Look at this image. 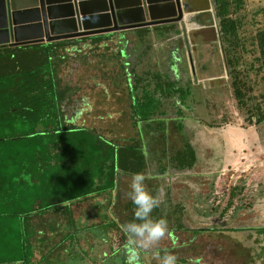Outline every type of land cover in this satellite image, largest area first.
<instances>
[{
  "label": "trees",
  "instance_id": "trees-1",
  "mask_svg": "<svg viewBox=\"0 0 264 264\" xmlns=\"http://www.w3.org/2000/svg\"><path fill=\"white\" fill-rule=\"evenodd\" d=\"M212 1L220 29L221 52L229 74L227 86L222 85L224 88L219 89L224 93L218 95H223L225 101H228V91L235 95L238 105L236 109L245 117L248 128L259 127L264 124V10L250 9L251 3L248 0ZM246 14L250 17L252 31L245 39L242 31L246 28ZM134 31L141 46L129 52L127 68L121 63L118 65L127 84L129 124L135 132L138 131L134 138H128L124 144H121L119 138L110 139L106 133L99 134V128L64 123L57 87L58 77L53 72L54 66L48 61L50 53L54 54L57 51L54 48L59 44H48V47L31 44L0 49L2 60H9L14 55L12 60L3 63V69L0 66V80L7 79L10 82L7 87L0 88V95H3L0 98V217H24L32 221L50 212L63 216L65 228L61 241L67 242L64 248H72L75 245L81 246L77 234L82 229L77 224L79 218L74 217L73 207L101 198L104 209L101 220L89 228L97 234L99 247L90 244L91 249L82 253V260L83 256H89V260L92 256H100L102 260L107 259L109 264H127L128 249L132 246L139 256L138 264H143V250L129 243L130 236L123 227L133 219L134 205L127 194L125 197L118 193L120 177L143 172L147 178V159L150 153L145 147L147 139L157 137L156 134L161 135L168 121L184 133L185 129H189L191 119L196 118L198 121L199 117L191 116V112L196 113L198 105L203 101L200 94L203 91L196 89L202 84L195 86L193 83L186 47L181 43L180 29L175 24H166ZM80 40L82 43L77 41L64 44L65 48L76 47L78 50L85 42L102 44L111 39L109 35H97ZM17 48L27 51L19 55L15 52ZM114 53V57L121 62L123 59L116 51ZM16 57L23 61L15 60ZM44 63L49 67L47 73L42 67H34ZM64 93L61 92V98ZM226 116L227 113L223 111L221 119L226 120ZM220 122L216 126L218 129L203 123L205 135L223 128L226 130L222 134L227 136L228 125L222 126ZM2 124L10 125L13 129L15 126L25 128L29 125L31 128L29 131L26 128L27 132L24 128L21 132L12 130V134L7 135L4 134ZM39 126L43 130L39 131ZM67 133L80 138L88 137V140L82 143L77 141L74 147H70L69 142L63 140ZM37 136L50 137L49 144L42 147L43 141L33 139ZM216 140L224 145V141ZM81 146L85 149H81ZM90 147H93L92 151H88ZM180 157L183 160L176 162L184 169H190L196 162L189 147ZM9 166L16 168L17 175L4 176ZM224 166L222 162L217 169H203L205 173L211 174L203 177L209 187L203 200L199 199L201 206L198 208L180 197V194L175 197L171 187H167L164 193L162 178L166 172L161 168L157 173L161 177L158 189L153 188L150 192L157 197L158 204L151 216L166 219V233L174 244L181 241L178 235L184 232L197 237L206 233L254 230L264 239V203L258 199L263 197L264 186L250 188L242 180L231 188L229 194L218 196L219 170ZM119 197L120 206L116 202ZM7 206L13 210L7 211ZM119 208L121 210L116 211ZM243 215L251 216V226H238L241 223L239 221L243 220L239 218ZM243 221L248 224L245 219ZM116 231L120 233L114 239L112 233ZM120 241L123 244L117 248L116 243ZM49 251L50 254L54 252L53 247ZM29 258L21 261L25 263ZM258 258L264 262V246ZM184 259H181L182 262ZM2 263L16 264L17 261Z\"/></svg>",
  "mask_w": 264,
  "mask_h": 264
},
{
  "label": "rangeland",
  "instance_id": "rangeland-1",
  "mask_svg": "<svg viewBox=\"0 0 264 264\" xmlns=\"http://www.w3.org/2000/svg\"><path fill=\"white\" fill-rule=\"evenodd\" d=\"M248 1L251 3V5H249L250 9L264 10V0ZM246 18V30L243 29L242 31V36L245 39L251 35L252 31L249 15L246 14ZM215 19L216 23L213 25L214 27L210 29L201 28L194 31L191 30L187 33L189 41L188 46H190V43L192 42L193 45L195 44L194 50L196 49V51L200 53V55H197L198 60L195 62V72L194 75H192V79L194 83L196 78L201 79L204 75H216L221 74L222 72V78H225V80H218L217 83L220 86H213L215 87L214 89L211 88L212 82L210 83L207 80V82L202 83L200 87L196 88L199 89V91H203L200 93L203 101L198 105L199 107L197 108L198 110H196V113L191 112V116L197 115L199 117L198 121L196 118L191 119V121L189 120L190 123L188 126L195 129H201V125L204 126V124H208L213 125L215 126L213 128L218 129L216 126H219L221 124L220 121H222V126L228 125V129L236 128L239 133H243V135L240 136L246 144L247 151L252 155L251 164L255 166L248 172H236L238 167L234 164H228L232 155L236 154L231 145L228 163L226 159L225 166L219 170L220 176L219 182L217 183L218 189L216 194L222 197L223 195L225 196L229 194L231 188L239 184L242 180H245L244 184L250 188L253 187L258 189L259 187L264 186V164L261 165L264 157V124L256 128L250 127L249 129L245 122V117L236 109L238 108V105L236 101L237 98L234 97L235 95L233 96L228 91V101H225L223 95H218L224 93L223 90L219 91V89L224 88L221 87L222 85L227 86L229 74L221 52L222 42L219 41L220 29L218 21L217 18ZM194 32H198V34L193 35ZM201 32H203V34H200ZM112 46L114 47V49H112L114 53L116 47L115 45ZM191 48L192 47H190V50ZM91 52H93V50L87 48L84 49L83 47L80 52V60L75 63L71 62L67 66H59L60 83H63L65 88L67 87L66 83L69 82L68 79H70V82H72L73 85L77 84L76 89H73L77 94L71 97L73 102L66 103V116L69 118L70 114L77 113L80 115V118L74 121L75 124L103 128L104 131H113L116 133V136H118L119 131H128L131 128L129 126V109L126 97L123 93L116 96H107L104 88H101L99 85H116L117 82L115 81H120L121 71L118 65L121 62H119V59H116V57L109 56L107 59L105 51L99 52V56L101 53L103 54L100 59L97 57V54ZM186 56L188 58L187 49ZM126 59H130V57H127L124 60L126 62H124L125 65H128L129 63ZM221 66H223L225 70H222ZM34 67L44 68L45 73L49 70L46 63ZM190 72H192V69ZM67 77L69 78L67 79ZM7 78L9 80V77ZM112 81L115 83H111ZM9 84L10 82L7 81V79L0 80V88H5ZM110 89L112 88H109L108 91H110ZM231 89L233 91V88ZM64 91L65 93L63 96L66 98L71 95V88L70 93H68L69 88H66ZM195 92L198 91L195 90ZM198 94L199 93H196V95ZM1 96L3 95H0V98ZM23 97H25V94ZM66 98L63 97L65 100ZM74 110H76L75 113ZM223 111L227 113V116L225 117L226 120H224V118L221 119ZM2 125L4 128V134L7 135L12 134V130L20 131L24 128L15 126V129H13L10 125V127L4 124ZM26 128H28L29 131L31 126L29 125L24 128V131L27 132ZM38 130H43V127L39 126ZM225 130L226 129L223 128L220 130H212V133L214 135H216V133L222 134ZM204 133L206 134V132L202 130V134ZM67 134L68 135H64L63 140L69 142L70 147H74L75 142L77 141L82 143L88 140V137L80 138V136L71 133ZM205 134L204 136H198V138L202 137L204 140L203 145L205 150L203 149V156L205 157V151L208 150L209 147L211 148L212 154L215 153L214 156L216 154L221 155L223 153V147L225 148V146H222L221 142H215L213 139L214 136L211 137L212 134ZM231 134H236V131L231 130L230 136H232ZM227 136L229 138L228 133ZM33 139L36 141H43L42 147H44L46 144H49L50 137L37 136ZM90 143L92 145L91 141ZM80 148L85 149L83 146ZM92 148L93 147H90L88 151H92ZM224 171H226L225 174H223ZM12 174L17 175L16 168L13 166L7 167L4 176H12ZM128 185L129 180L126 181L123 186L122 183H120L118 193L126 197L129 189ZM208 187L209 186L207 185L206 193ZM120 198L121 197L116 200V202L119 203L118 206H120ZM258 199L264 203V189L263 197ZM102 202L103 200L100 198L98 200L83 202L73 207L74 217L76 219L79 218L77 224L79 223L81 226L80 228L82 229L80 233L77 234V237L81 240V246L75 245L72 248H64L63 245L67 244V242L61 241L62 231L65 228V220L63 216L50 212L43 217H36L35 221L34 218L32 221H27L24 217H0V262L17 261V263H20L21 260H26L30 257L25 264H109L110 262L107 259L102 260L100 256H92L90 260L89 256L88 258L83 256V260L81 259L82 253L85 250L88 251V248L91 249L90 244H95V247H99V243L96 240L97 234L94 233V231H90L89 228L93 223L100 222L101 214L104 212V209L102 208L103 206L101 205ZM7 207V211L13 210L10 206ZM0 210H2V208H0ZM120 210L121 209L119 208L116 211ZM262 211L264 210L262 209ZM239 219H245L246 222L248 221V224H244V221L240 220L239 222L241 223L238 226H251V223H249L251 216L243 215ZM33 221L35 222L36 227L34 226ZM36 228L42 232L37 231ZM232 232L233 231H223V234L219 232L206 233L197 237H194L191 233L184 232L178 235V238H180L181 241L175 244L166 233L160 241L149 247H140L141 250H143V264H161L160 258L163 256L165 250L176 256V264H264L263 259H259L260 257L258 258L264 246V239H262V236L259 237L258 233L254 230L241 233ZM119 233L120 232L117 231L113 232L112 237L117 239ZM42 238H45V241H42ZM34 241H37L35 245L36 248L34 246ZM182 243L184 244L182 245ZM122 244L123 243L120 241L119 243H116V247L118 248ZM51 247H53L54 252L50 254L49 250ZM95 247L94 249H96ZM131 248L133 247L131 246ZM182 258H185L184 262H182Z\"/></svg>",
  "mask_w": 264,
  "mask_h": 264
},
{
  "label": "water",
  "instance_id": "water-1",
  "mask_svg": "<svg viewBox=\"0 0 264 264\" xmlns=\"http://www.w3.org/2000/svg\"><path fill=\"white\" fill-rule=\"evenodd\" d=\"M211 11L212 0H0V48L109 35L125 59L132 31L166 24L185 31L189 16Z\"/></svg>",
  "mask_w": 264,
  "mask_h": 264
},
{
  "label": "crops",
  "instance_id": "crops-1",
  "mask_svg": "<svg viewBox=\"0 0 264 264\" xmlns=\"http://www.w3.org/2000/svg\"><path fill=\"white\" fill-rule=\"evenodd\" d=\"M216 16H215V12L211 11V12H205V13H200V14H196V15H191L189 16L190 21H188L187 25H186V29L185 31H182L179 28V25L175 24V26L177 28L180 29V33H181V43L186 47L185 44V40H184V34H187L188 31L191 30H197V29H201V28H205V29H210L212 27H214L213 25L215 24L216 21ZM214 20V21H213ZM136 31H132L130 38H131V42L129 44V50H128V55L129 52H133L135 47H139L140 42L137 40L136 38ZM198 32H194L193 35H197ZM200 34H203V32H201ZM187 40H188V34H187ZM78 41V43H82V41L80 39H72V40H63V41H57V42H52V43H57L59 45L58 48H55L57 51L53 52L54 54L50 53V59L48 58V61L51 62L52 66H54V70L53 72L55 73L57 80L59 82L58 84V90H59V97H60V102H61V111H62V117H63V121L64 123H66L67 125H77L75 124V120L80 118L79 114H70L69 118L66 116L67 111H66V103H70L73 102V100H71L72 96H75L77 93L74 91L77 87V84H72V82H70V79H68L69 77H67V79L69 80V82L66 83L67 87L69 88V92L70 93V88H71V95L69 97H65L62 96V98H66L62 99L61 98V92H63L66 88L63 85V83H60V77H59V66H63V65H69L71 62L75 63L78 60H80V52L82 51L83 47L84 49L87 48L89 50H93V52L91 53H95V54H99V52L105 51V55L106 58L108 59L109 56L114 57V53L113 50L110 48L114 45L113 43H110V41H107L106 43H96V42H85L84 44H82V46L79 48L78 50L76 47H66L65 45L67 43V45H69L70 42L72 43H76ZM189 42V41H188ZM52 43H36V44H43L45 47H48V44H52ZM213 43V42H211ZM190 47L191 48V56L193 59V63H194V69H195V62H197L198 58L197 55H200L199 52L196 51V49L194 50L195 44L193 45V43H190ZM61 46V47H59ZM208 46V45H207ZM9 48V47H6ZM6 48H0V49H6ZM40 50H42L41 48H38ZM114 49V48H113ZM22 49L18 48L15 50L16 53H20L24 54L25 51H21ZM53 51V50H52ZM112 51V52H111ZM5 52V51H4ZM117 52V51H116ZM43 53V52H42ZM40 54V53H39ZM90 54V53H89ZM17 55V54H16ZM103 56V54L101 53L100 56L98 55L97 57H99V59ZM0 57H2V55H0ZM14 57V55H12V57L9 58V60H12ZM84 57V55H83ZM129 57V56H128ZM112 59V58H111ZM8 59L4 58L3 60L0 59V66L2 65V69L4 68L3 63H7L9 62ZM15 60H19V61H23L20 58H15ZM125 59L121 60V64L124 65L126 68L128 67V65L124 64ZM129 63V59H126ZM22 63H20L21 65ZM56 68V69H55ZM68 68V67H67ZM221 69L225 70V68L223 66H221ZM1 70V69H0ZM221 70V71H222ZM18 71V70H17ZM57 71V72H56ZM4 72V70H3ZM5 73V72H4ZM6 75V73L4 74ZM204 75V74H202ZM123 73H121V79L120 81H115L117 82L116 85L114 84H100L99 86L101 88H104L105 94L108 95H120L121 93H123L126 97V101L128 104V109H129V103H128V98L126 96V82L123 79ZM222 72L221 74H216V75H204L201 77V79L196 78L195 86L200 85L202 83L205 82H212L211 86H220L217 81L224 79L222 78ZM207 80V81H206ZM114 81H112L111 83H115ZM98 85V84H97ZM116 86V87H115ZM112 88L109 90V88ZM74 89V90H73ZM130 111V109H129ZM76 112V110H74V113ZM78 112V111H77ZM129 113V112H128ZM167 127L165 128V130L163 131V133L161 135L156 134L157 137L153 138L151 137L150 139H147V145L145 146L147 148V151L150 152L148 154L149 158L147 159V172L148 177L145 180V185L148 188L149 191L153 190V188H157L158 189V185L160 183V176H157V173L160 172V169L163 168V170L166 172V175L164 176V178H162V182L164 183V185L162 186V189L165 193V190L171 187V189H173V191L175 192V197L176 195L178 196V194H180V197H182L183 199H185L188 203H190L191 205H193V207H200L201 204L199 202L200 200H203L204 195L206 193V188H207V184H205L206 182V178H203L204 176H208L211 174V172L209 173H205L203 171L204 168L206 167H212V169H217V166L220 165V163L226 161L227 159V163H228V158L230 156V139L227 136H223L222 134H218L216 133V135H214L212 132H210L211 137L214 136V141L217 142L216 138L224 141V152L221 155L216 154L214 156V154H212L211 148L209 147L208 150L205 151V157L203 156V149L205 148L203 143L204 140L201 138H198V136H204V134H202V130L204 129V127L201 125V129H195L192 127H189V129H185L184 133H181L179 131V129L177 128V126L171 122L168 121L166 122ZM130 126V125H129ZM196 126V125H194ZM138 132V131H137ZM137 132L134 131L133 128H130L128 131H123V132H118L119 135L116 136V133H114L113 131H109L106 130L104 131L103 128H99L98 133L99 134H104L106 133V136H110V139L113 138H119V140L121 141V144L124 142H126L128 140V138H134L135 135L137 134ZM108 134V135H107ZM208 135V134H207ZM107 138V137H106ZM187 147L192 149V154L195 157V164L194 166L192 165L190 167V169H184L181 166H179L176 161H180L183 160L180 155L184 154L186 152ZM200 148V149H199ZM205 150V149H204ZM216 151V150H215ZM179 166V167H178ZM129 176H122L120 177L119 180V184L122 183V186L125 184L126 181L129 180ZM189 199V201H188ZM191 199H193L191 201ZM189 207V205H188ZM36 218V217H35ZM34 218V221H35ZM33 221V222H34ZM34 226H35V222H34ZM36 227V226H35ZM37 231H40L39 229L36 228ZM37 241H34V246L36 245ZM39 246V244H38ZM37 246V247H38ZM36 248V246H35ZM41 262V261H40ZM2 264H9V263H2ZM16 264H25L22 261Z\"/></svg>",
  "mask_w": 264,
  "mask_h": 264
},
{
  "label": "clouds",
  "instance_id": "clouds-1",
  "mask_svg": "<svg viewBox=\"0 0 264 264\" xmlns=\"http://www.w3.org/2000/svg\"><path fill=\"white\" fill-rule=\"evenodd\" d=\"M146 176L143 172H134L129 178L127 197L133 208V219L123 227L129 234L130 244L146 248L160 241L168 231L164 218H153L152 210L157 206V197L145 185ZM161 264H176V256L164 251L160 258ZM139 256L133 248L128 249L127 264H138Z\"/></svg>",
  "mask_w": 264,
  "mask_h": 264
},
{
  "label": "built area",
  "instance_id": "built-area-1",
  "mask_svg": "<svg viewBox=\"0 0 264 264\" xmlns=\"http://www.w3.org/2000/svg\"><path fill=\"white\" fill-rule=\"evenodd\" d=\"M231 130L236 131V134H231L232 136H230ZM227 133L229 135V139L233 148V151L236 152V154L232 155V158L229 159V165H236L238 167L237 171H241V172H248L250 171L252 168H254L255 166L253 164H251L252 158H251V153L247 151L246 149V144L243 140V138H241L240 135H243V133H239L236 128H230L227 130ZM234 156V157H233ZM264 164V157L262 159V164ZM226 171L223 172V174H225Z\"/></svg>",
  "mask_w": 264,
  "mask_h": 264
}]
</instances>
